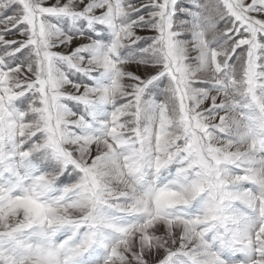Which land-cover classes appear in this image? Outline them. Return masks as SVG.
Wrapping results in <instances>:
<instances>
[{"label": "snow or ice", "instance_id": "6c2138e0", "mask_svg": "<svg viewBox=\"0 0 264 264\" xmlns=\"http://www.w3.org/2000/svg\"><path fill=\"white\" fill-rule=\"evenodd\" d=\"M0 25V264H264V0Z\"/></svg>", "mask_w": 264, "mask_h": 264}, {"label": "rangeland", "instance_id": "374dc122", "mask_svg": "<svg viewBox=\"0 0 264 264\" xmlns=\"http://www.w3.org/2000/svg\"><path fill=\"white\" fill-rule=\"evenodd\" d=\"M49 2L52 3V2H54V0H49ZM0 27H2V25H0ZM140 34H141V35H145V34H147V33H140ZM7 38L11 39L12 37L9 36V37H7ZM134 70H135V69H134Z\"/></svg>", "mask_w": 264, "mask_h": 264}]
</instances>
